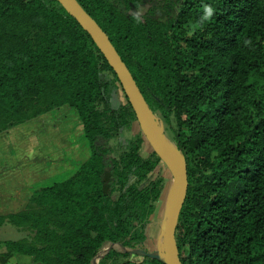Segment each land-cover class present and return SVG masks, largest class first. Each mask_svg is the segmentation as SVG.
Masks as SVG:
<instances>
[{
    "label": "trees",
    "instance_id": "16d2710c",
    "mask_svg": "<svg viewBox=\"0 0 264 264\" xmlns=\"http://www.w3.org/2000/svg\"><path fill=\"white\" fill-rule=\"evenodd\" d=\"M76 1L152 112L175 118L188 178L175 233L181 264H264V0ZM117 88L113 68L57 0H0V134L67 106L84 139L67 177L46 178L23 192L25 207L0 214V226L27 232L0 239V256L92 264L106 244L145 242L166 165L154 151L142 155L141 131L120 142L137 120L128 100L112 104ZM129 256L111 249L103 259L168 264Z\"/></svg>",
    "mask_w": 264,
    "mask_h": 264
},
{
    "label": "rangeland",
    "instance_id": "374dc122",
    "mask_svg": "<svg viewBox=\"0 0 264 264\" xmlns=\"http://www.w3.org/2000/svg\"><path fill=\"white\" fill-rule=\"evenodd\" d=\"M146 6L143 5L139 12H144ZM126 102L124 91L119 90L113 95L112 104L114 106ZM74 114L67 106H63L51 110L43 117L14 126L0 134V213L16 211L25 207L27 202L22 200L23 192H31L32 187L37 188L42 183L47 184L49 181H46V178L60 173L54 176L55 180H60L69 175L72 168L70 157L83 155L82 142L84 139L81 138V125L77 115L74 116ZM153 125L170 146H176L174 117L171 118V123L167 124L162 116L156 113ZM138 132H140V126L135 121L130 129L121 131L119 140L126 143ZM152 151L153 148L146 140L141 149L142 155L146 157ZM157 171L164 174L166 178L164 194L157 201L156 210L146 228L145 242L131 248L132 252L128 259L132 261H139L146 254L163 255L166 260H169L170 253L164 237V224L172 201L168 202L167 199L171 192L173 177L166 166H161ZM26 234V231L7 223L0 227V239H18ZM107 248L108 244L100 249L98 256L95 257L96 264H111L112 261L103 259ZM111 249L114 247L109 248V251ZM115 249L119 250L117 247ZM0 259L3 264H34L26 256H15L8 260L0 256Z\"/></svg>",
    "mask_w": 264,
    "mask_h": 264
},
{
    "label": "water",
    "instance_id": "95a60500",
    "mask_svg": "<svg viewBox=\"0 0 264 264\" xmlns=\"http://www.w3.org/2000/svg\"><path fill=\"white\" fill-rule=\"evenodd\" d=\"M57 1L72 17L76 19L81 27L89 33L92 40L95 42L110 66L113 68L120 82L122 90L124 91L127 100L135 112L136 120L140 126L141 133L143 134L145 140H147V142L151 145L153 151L164 162L173 177L171 186H174L175 198L170 205L164 224V237L167 242V249L170 253V256L169 260H166L163 255L157 256L164 257L168 264H181L175 233L181 208L184 204L188 188L187 168L183 157L179 152H177L175 147H172L168 144L163 135L154 127L153 122L155 114L149 107L139 86L136 83V80L112 44L107 33L77 3L76 0ZM111 247H114V249L117 247L121 251L132 252L131 249L123 246L120 243H109L104 254H106ZM98 254L99 252L96 256H98ZM92 264H96L95 258L92 260Z\"/></svg>",
    "mask_w": 264,
    "mask_h": 264
},
{
    "label": "bare ground",
    "instance_id": "6f19581e",
    "mask_svg": "<svg viewBox=\"0 0 264 264\" xmlns=\"http://www.w3.org/2000/svg\"><path fill=\"white\" fill-rule=\"evenodd\" d=\"M169 193V192H168ZM168 199H167V201L169 202V201H171L170 202V205H171V203L173 202V200H174V198H175V193H174V186L171 188V192L168 194Z\"/></svg>",
    "mask_w": 264,
    "mask_h": 264
},
{
    "label": "crops",
    "instance_id": "0c3cea01",
    "mask_svg": "<svg viewBox=\"0 0 264 264\" xmlns=\"http://www.w3.org/2000/svg\"><path fill=\"white\" fill-rule=\"evenodd\" d=\"M121 91L122 90V88H117L115 91H114V94H116L118 91ZM123 91V90H122ZM113 94V95H114ZM20 210V209H19ZM16 211H18V210H16ZM0 214H4V213H0ZM6 224V223H5ZM8 224V223H7ZM2 226V225H1ZM0 226V227H1ZM23 237V236H22ZM11 257L9 256V257H7V258H4L5 260H8V259H10ZM0 264H3V262H2V260L0 259ZM34 264H36V263H34Z\"/></svg>",
    "mask_w": 264,
    "mask_h": 264
}]
</instances>
